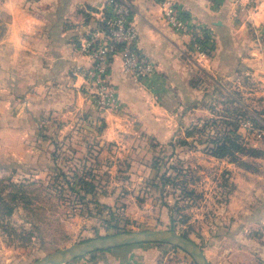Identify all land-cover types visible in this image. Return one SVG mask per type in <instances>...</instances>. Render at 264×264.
I'll return each mask as SVG.
<instances>
[{
    "label": "rangeland",
    "instance_id": "1",
    "mask_svg": "<svg viewBox=\"0 0 264 264\" xmlns=\"http://www.w3.org/2000/svg\"><path fill=\"white\" fill-rule=\"evenodd\" d=\"M201 79L209 91L203 121L183 129L174 123V136L164 140L138 134L109 141L102 135L101 116L69 122L68 128L63 120L28 112L26 120L9 125L0 119V127L27 132V148L37 149L24 161L0 152V199L22 196L11 217H5L0 200V264H44L76 245L139 233L185 238L208 264H264L263 231L241 233L232 241L233 228L226 224L231 196L237 205L241 200L233 193L237 170L229 171L228 164L245 169L240 165L245 162L264 171V88L234 79L215 89L210 78ZM228 131L239 135V145L260 154L236 153L235 163L209 155L211 140ZM19 140L12 136V146ZM63 171L72 190L60 186ZM81 179L93 182L96 191L85 192ZM174 248L181 264H197L191 252Z\"/></svg>",
    "mask_w": 264,
    "mask_h": 264
},
{
    "label": "crops",
    "instance_id": "2",
    "mask_svg": "<svg viewBox=\"0 0 264 264\" xmlns=\"http://www.w3.org/2000/svg\"><path fill=\"white\" fill-rule=\"evenodd\" d=\"M108 1L0 0L3 123L26 120L28 112L63 120L68 128L72 126L69 122H93L101 116L105 126L102 135L109 141L138 134L164 140L174 136V123L183 129L186 123L204 117L208 85L201 78L223 86L242 79L264 88V0L247 10L229 0H168L179 5L194 24L211 32L217 49L202 59L191 50L190 38L166 23L161 0H128L134 7L140 50L157 72L139 82L124 72L122 57L116 55L111 80L118 89L119 107L98 113L84 74L91 61L80 46ZM241 89L245 87L241 85ZM8 125L0 127V152L24 161L37 149L27 148V132ZM12 136L20 139L16 146L11 144ZM232 165L228 164V170H237L233 193L241 200L237 205L231 196L226 224L233 228L232 241H237L241 233L258 228L264 233V171L252 164L245 169ZM174 247L162 243L124 245L91 252L66 264H181L182 255Z\"/></svg>",
    "mask_w": 264,
    "mask_h": 264
},
{
    "label": "built area",
    "instance_id": "3",
    "mask_svg": "<svg viewBox=\"0 0 264 264\" xmlns=\"http://www.w3.org/2000/svg\"><path fill=\"white\" fill-rule=\"evenodd\" d=\"M242 10L256 7L258 0H229ZM166 23L178 34L190 38L191 50L197 58L210 57L211 32L192 22L181 7L161 0ZM97 25L80 46L91 61L84 71L87 90L98 112L119 107L118 89L111 80L112 63L121 55L124 72L139 82L147 81L156 71L154 63L140 50L139 31L133 21L134 7L128 0H109L99 10Z\"/></svg>",
    "mask_w": 264,
    "mask_h": 264
},
{
    "label": "trees",
    "instance_id": "4",
    "mask_svg": "<svg viewBox=\"0 0 264 264\" xmlns=\"http://www.w3.org/2000/svg\"><path fill=\"white\" fill-rule=\"evenodd\" d=\"M216 49H217V43L215 41H213V45L210 48V50H211L210 56H212L215 53ZM215 86H216L215 89H221V85L218 82ZM230 99L232 100V103H235L238 106L242 104L241 102L236 101L231 96H230ZM201 121H203V120H201ZM238 137H239V135L235 134L232 131H228V133L221 135V137L216 136V138L214 140H211L212 147L207 150V153L209 155H211L212 157H215L217 159L229 158L230 160H232V163L233 162L235 163L238 161L237 157H235L236 153L251 155L254 157H257L258 154H260V151H258L257 149H247V147H245V145H242V146L239 145L236 142V139ZM240 165L244 166L246 168L247 167L250 168L249 163L241 162ZM68 177L69 176H68L67 172H64V171L61 172V175H60L61 185L60 186L64 191L66 190V187L68 189H71V190L73 189V184L71 181L68 180ZM79 182H80L79 183L80 187L85 192L94 193L96 191V186L94 185L93 182L84 181L83 179H81ZM19 199H22V196L20 197L19 194L11 197V201H9V202H8V199H6V198L0 199L2 201L1 202L2 206L4 205L6 207L5 217H11L13 215V213H14L17 205H18L17 200H19Z\"/></svg>",
    "mask_w": 264,
    "mask_h": 264
},
{
    "label": "water",
    "instance_id": "5",
    "mask_svg": "<svg viewBox=\"0 0 264 264\" xmlns=\"http://www.w3.org/2000/svg\"><path fill=\"white\" fill-rule=\"evenodd\" d=\"M110 243H107L109 242ZM146 242H152V243H162V244H171L173 246H178L181 248H184L185 250L190 251V247H193L185 238H178L173 233H139V234H123L121 236H112L107 237L101 240L96 241H90L87 244L84 245H76L70 249H67L65 251L59 252L56 254V256L53 257L52 260H56L58 257H62L65 254H70V258L66 263L69 261H72L76 258H80L82 256H85L91 252L99 251V250H107L114 247L124 246V245H133V244H141ZM186 244V245H185ZM196 251L192 254L195 256L197 260V264H208L205 260L203 254L200 251H197L195 246L193 247ZM46 263V262H45ZM44 263V264H45ZM65 263V264H66Z\"/></svg>",
    "mask_w": 264,
    "mask_h": 264
},
{
    "label": "bare ground",
    "instance_id": "6",
    "mask_svg": "<svg viewBox=\"0 0 264 264\" xmlns=\"http://www.w3.org/2000/svg\"><path fill=\"white\" fill-rule=\"evenodd\" d=\"M107 243H110V241ZM69 258L70 254H65L62 257H58L56 260H48L45 264H65Z\"/></svg>",
    "mask_w": 264,
    "mask_h": 264
}]
</instances>
